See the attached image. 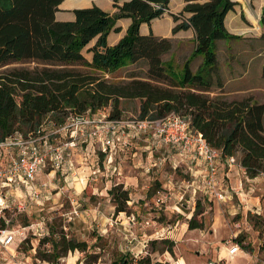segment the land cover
Returning a JSON list of instances; mask_svg holds the SVG:
<instances>
[{"label":"rangeland","instance_id":"obj_1","mask_svg":"<svg viewBox=\"0 0 264 264\" xmlns=\"http://www.w3.org/2000/svg\"><path fill=\"white\" fill-rule=\"evenodd\" d=\"M111 1L66 2L59 6V16H67L75 5L96 4L105 9ZM263 13L259 0H242L229 13L227 28L241 37L217 42L224 86L215 87L209 92L212 96L223 95L228 100L253 97L264 103ZM172 40L173 48L163 59L172 60L180 69L196 46L195 34ZM84 52L90 59L88 48ZM201 63V56L194 58L193 71ZM44 66L54 67L28 60L2 66L0 72ZM68 69L91 72L115 84L149 80L146 60L111 73L80 64L69 65ZM141 102L140 98L122 99L123 116L140 118ZM111 110L109 105L102 112ZM53 126L46 118L44 135L49 142L39 139L43 151L51 143L66 141V133L53 134ZM122 147L113 156L104 157L97 143H80L66 149L65 161L71 160V166L67 163L61 169L53 168L48 160L36 178L41 191L38 198L31 199L24 184L10 190L11 210L6 218L17 235L10 254L0 264H116L122 256L132 264H142L141 259H150L153 264H264V172L256 178L248 177L238 154L235 161L219 159L212 181L202 160L182 153L176 146L162 144L150 133ZM7 158L5 154L0 156L2 161ZM115 187L129 191L127 212L116 211L111 193ZM198 204L204 213L196 214L194 222L202 226L191 229L189 220ZM52 230L86 241L87 249L50 259L52 245L45 238ZM239 236L244 238L243 243L236 240ZM165 239L173 242L172 252ZM233 243L239 244L240 250L232 257L228 250Z\"/></svg>","mask_w":264,"mask_h":264},{"label":"trees","instance_id":"obj_2","mask_svg":"<svg viewBox=\"0 0 264 264\" xmlns=\"http://www.w3.org/2000/svg\"><path fill=\"white\" fill-rule=\"evenodd\" d=\"M63 1L0 0V67L28 60L54 66L0 72V142L12 136L37 138L45 133L46 118L56 130L71 115L95 114L109 105L110 117L121 118V100L140 98V118L181 114L190 120L193 130L221 151L223 158L240 154L248 177L264 172V103L253 97L228 100L209 93L224 86L217 42L241 37L231 33L225 23L237 1L184 0L182 11L172 14L176 22L173 33L189 28L195 31L196 46L180 69L172 60L163 59L173 48L172 38L157 36L152 30L147 35L140 31L142 23L161 18L171 0H113L114 12L94 4L73 9V20H59L57 12ZM122 18L132 22L125 35L109 45L108 36L121 30L116 24ZM260 23L264 28V13ZM93 40L96 42L89 49L93 58L88 61L83 51ZM198 56L202 63L193 71L192 62ZM140 60L147 61L149 80L115 84L91 72L68 69L80 64L111 73ZM111 193L116 211L127 212L129 191L115 187ZM202 213L204 208L198 204L189 220L191 229L202 226L194 222L195 215ZM50 235L45 238L52 245L50 259L88 247L86 241L68 238L64 232L59 235L52 230ZM236 240L243 243L244 238ZM163 241L169 243L167 249L172 252L173 242ZM139 262L153 264L150 259ZM116 264L132 262L122 256Z\"/></svg>","mask_w":264,"mask_h":264},{"label":"built area","instance_id":"obj_3","mask_svg":"<svg viewBox=\"0 0 264 264\" xmlns=\"http://www.w3.org/2000/svg\"><path fill=\"white\" fill-rule=\"evenodd\" d=\"M102 111L95 114L71 115L68 122L55 130L53 134L66 133V141L60 144L51 143L47 150L40 148V138L47 143L48 136L37 138L10 137L0 142V156L5 154L8 158L0 160V262L10 254L11 246L15 241L17 232L9 227L10 220L5 213L11 210L8 202L10 190L25 185L31 199L40 196L36 178L42 168L52 161L53 168L61 169L72 161H65L66 149L77 147L80 143L88 142L107 155L113 156L129 140L139 138L142 134L150 133L154 139L162 144L176 146L182 153L193 154L205 164L208 176L215 180L219 159L222 153L218 148L211 146L202 133L190 126V120L178 113L172 112L160 119L146 118H111ZM99 114V115H98ZM52 134V135H53ZM235 161L234 156L229 157ZM3 219V220H2ZM5 220V227L3 221ZM23 232H20V234ZM240 246L233 243L228 250L230 256L238 254Z\"/></svg>","mask_w":264,"mask_h":264},{"label":"crops","instance_id":"obj_4","mask_svg":"<svg viewBox=\"0 0 264 264\" xmlns=\"http://www.w3.org/2000/svg\"><path fill=\"white\" fill-rule=\"evenodd\" d=\"M234 1H237L238 4H240L242 0H234ZM66 2L67 3L74 2V0H64L62 2V4L63 3L65 4ZM62 4H60V5H62ZM259 4H260L261 8H263L264 7V0H259ZM93 5L94 4H90L88 6H81V5L73 6L72 4L69 5V6L66 5L68 7L73 6L74 8L71 7L72 9L67 14V16H59V11H58L57 12V19H59V20H73V19H75V14L73 12V9L91 7ZM184 5H185V1L184 0H171L170 4H169L168 11L161 18L154 19L151 22V24L142 23L141 28H140L141 34L147 35L152 30L153 33L155 35H157V36L158 35H162L163 37H168V38H172V39H186V38H188L190 36H193V34H195V31H194L193 28H189L188 30H180V31H178L176 33H173V28L176 25V22L174 21V18L172 16V14H179L182 11ZM104 10L109 11V12H114L115 8L113 7V1H111L110 2V6L109 7L107 6ZM229 13L226 16L225 23H227V19H228ZM261 17H260V19H261ZM131 22H132L131 18H122V19H119L117 21L116 26L120 27L121 30L119 32L112 31L109 34V36H108L109 45L116 44L125 35V33L127 32V29L129 27V25L131 24ZM95 42H96V40L93 42V44L90 43L86 48H88V50H89L95 44ZM83 53H84L85 57L88 60L89 56H87L84 51H83ZM90 53L91 54H90L89 61H92L93 53L92 52H90Z\"/></svg>","mask_w":264,"mask_h":264},{"label":"clouds","instance_id":"obj_5","mask_svg":"<svg viewBox=\"0 0 264 264\" xmlns=\"http://www.w3.org/2000/svg\"><path fill=\"white\" fill-rule=\"evenodd\" d=\"M0 203H2V202H0Z\"/></svg>","mask_w":264,"mask_h":264},{"label":"water","instance_id":"obj_6","mask_svg":"<svg viewBox=\"0 0 264 264\" xmlns=\"http://www.w3.org/2000/svg\"><path fill=\"white\" fill-rule=\"evenodd\" d=\"M212 264H214V263H212Z\"/></svg>","mask_w":264,"mask_h":264}]
</instances>
